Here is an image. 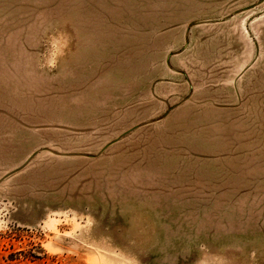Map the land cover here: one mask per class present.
Segmentation results:
<instances>
[{
	"label": "rangeland",
	"instance_id": "374dc122",
	"mask_svg": "<svg viewBox=\"0 0 264 264\" xmlns=\"http://www.w3.org/2000/svg\"><path fill=\"white\" fill-rule=\"evenodd\" d=\"M264 264V0H0V264Z\"/></svg>",
	"mask_w": 264,
	"mask_h": 264
},
{
	"label": "clouds",
	"instance_id": "9594fccd",
	"mask_svg": "<svg viewBox=\"0 0 264 264\" xmlns=\"http://www.w3.org/2000/svg\"><path fill=\"white\" fill-rule=\"evenodd\" d=\"M129 264H137V262L135 260H132L129 262Z\"/></svg>",
	"mask_w": 264,
	"mask_h": 264
}]
</instances>
